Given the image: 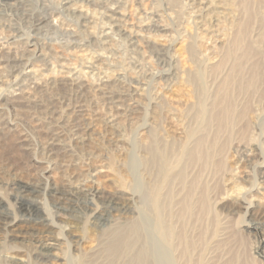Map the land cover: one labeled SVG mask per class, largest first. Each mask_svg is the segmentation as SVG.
<instances>
[{
	"label": "bare ground",
	"instance_id": "1",
	"mask_svg": "<svg viewBox=\"0 0 264 264\" xmlns=\"http://www.w3.org/2000/svg\"><path fill=\"white\" fill-rule=\"evenodd\" d=\"M263 92L264 0H0V134L48 142L43 187L15 182L17 211L0 191V227L23 226L33 254L13 245L0 264H201L202 177L227 174ZM238 170L225 198L248 213L264 170L249 198Z\"/></svg>",
	"mask_w": 264,
	"mask_h": 264
},
{
	"label": "rangeland",
	"instance_id": "2",
	"mask_svg": "<svg viewBox=\"0 0 264 264\" xmlns=\"http://www.w3.org/2000/svg\"><path fill=\"white\" fill-rule=\"evenodd\" d=\"M248 103L251 106L250 111L241 125L245 130L227 143L223 154L227 174L221 173L212 178V174L208 172L210 169L213 174L216 171V167L212 165L202 177L203 182L207 178L210 183L212 195L209 198L210 211L206 218L202 206L197 203V213L194 215L196 220H192L193 226H196L193 229L197 248L194 261L200 256L201 264H264V259L254 253L257 249L259 253L264 254L262 235L252 229L253 225L264 227V196H257L259 205L253 200L258 206L250 209L248 213L244 210L246 204L243 200L234 204L231 199L225 198V193L229 191L226 179H230L232 169L238 167L235 179L240 186L246 188L243 195L247 198L258 192V189L251 187L262 181L259 175L264 170V92L255 94ZM253 115H259L260 118L253 119ZM24 129L30 135L31 151L24 148L25 144L17 141L15 134H0V191L4 193L14 211H17V206L10 192L15 188V182H41L40 187L45 184L38 174L40 164L34 160L33 154H41L42 148L48 145L47 139L32 132L28 125H25ZM56 173L55 171L51 174L49 184ZM45 199L48 200L52 215L55 216L56 209L53 208L52 202L47 196ZM6 229H0V252L7 251L14 245L31 256L36 244L25 228L22 226L21 230L16 229L15 232L12 231L13 228Z\"/></svg>",
	"mask_w": 264,
	"mask_h": 264
}]
</instances>
